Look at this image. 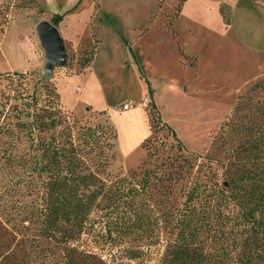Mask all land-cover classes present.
Instances as JSON below:
<instances>
[{"label": "rangeland", "instance_id": "374dc122", "mask_svg": "<svg viewBox=\"0 0 264 264\" xmlns=\"http://www.w3.org/2000/svg\"><path fill=\"white\" fill-rule=\"evenodd\" d=\"M97 1L82 0L73 8L74 3L63 8L51 7L47 11L43 0H0V98L4 92L8 94L14 88L22 93L35 90L43 98L50 90L58 94L62 107L72 117L92 125L109 124L112 130L116 129L113 157L103 175L111 184L117 176L130 170L152 167L167 155H175L178 150L177 140L162 129L156 132L152 141L143 145L140 139L144 128L142 120L137 118L134 121L135 118L127 117L118 109L123 102H129L132 106L142 104L143 110L148 111L152 100V94L146 93L149 99L144 103L145 84L137 76V65L129 67L125 61L129 50L121 34L129 39L138 61L141 60L143 66L149 65L152 73L157 75L166 67L173 69L177 66L176 49H179L183 54L180 59L183 65L196 69V84L187 89L174 88L179 92L187 91L190 97H184L169 87L161 86L154 75V83H159L157 93L161 95V116L175 128L184 142V153H195L204 159L212 156L213 142L238 96L252 82L264 78V15L246 0L238 5L230 0H219L222 25L227 27L225 25L233 23L224 34L226 36H219L220 40H217V29L210 24L186 15L180 20L181 12L177 11L179 0H163L161 6L158 4L160 0H99L108 5L114 18L120 19L117 20L119 34L104 19ZM253 1L264 7V0ZM56 13H64L58 29L64 37L68 59L64 65L54 66L47 74L44 71V49L36 25L43 18L51 20ZM199 18H209L213 23L211 26H215L216 16L211 12L203 9ZM99 38L100 55L93 71L101 80L99 88L104 101L102 98L100 103L111 104V110L92 112L82 101L71 109L69 106L75 98L74 93L80 92L75 91V87L86 89L91 72L83 65V60L92 50L97 52ZM184 51L199 53L203 69H199L195 53L184 54ZM176 73L185 80L183 73ZM203 75L205 79H202ZM140 97L142 101H139ZM13 102L14 98L11 99ZM12 173H5L0 178V220L23 241L22 247L20 244L12 246L7 255L17 258L18 264H67L66 250L48 242L40 246L32 239L38 225L35 227L36 224L24 221L23 216L24 210H34L36 190L19 182ZM155 218L156 213L153 215L151 241L150 238L142 241L134 235H119L116 230L110 236L103 232V236L94 228H86L75 241L88 252L82 256L83 264H163L168 259L170 239L168 233L158 227ZM129 246L140 248V255L129 257V251L125 249ZM205 264L224 262L216 257Z\"/></svg>", "mask_w": 264, "mask_h": 264}, {"label": "trees", "instance_id": "16d2710c", "mask_svg": "<svg viewBox=\"0 0 264 264\" xmlns=\"http://www.w3.org/2000/svg\"><path fill=\"white\" fill-rule=\"evenodd\" d=\"M184 1L179 0L178 12ZM63 15L54 14L51 21L58 26ZM14 90L0 98V178L13 172L36 190V206L24 210L23 220L38 225L32 236L37 245L52 243L66 250L65 263L83 264L88 252L75 241L86 228L151 241L156 213L158 227L170 239L163 264H205L216 257L224 264H264V78L238 96L213 142L212 156L205 159L184 153V142L151 100L150 133L142 144L167 130L177 140V153L119 175L111 184L103 175L113 157L116 129L72 117L50 90L45 98L35 90L11 94ZM21 241L0 220V264H18L7 253L12 246L22 247ZM125 249L132 258L142 251Z\"/></svg>", "mask_w": 264, "mask_h": 264}, {"label": "crops", "instance_id": "0c3cea01", "mask_svg": "<svg viewBox=\"0 0 264 264\" xmlns=\"http://www.w3.org/2000/svg\"><path fill=\"white\" fill-rule=\"evenodd\" d=\"M82 0H43L45 6H46V10L48 11L49 8L51 7H57V8H63L64 6L67 5L70 6L72 5V3H74L71 7H75L77 6ZM93 1V0H92ZM97 1V0H96ZM99 1V0H98ZM97 1V2H98ZM218 1L219 0H186V2L184 3V6L182 8L181 11V16H180V20L182 16H188L191 19L201 22V23H206L207 25H209L212 28L217 29V34L218 36L216 37V39L218 40L219 36H223L224 34L227 33V30L229 28H231L232 26V21L228 24L225 25L227 27H224L222 25V22L220 21V12H219V5H218ZM232 1L234 4H237L239 2H243L245 0H230ZM248 4L252 5L253 8H256L257 11L261 12L264 15V7L261 6V4L259 3H255L253 0H246ZM98 5H100L101 9H102V14L105 20H107L114 28V30L121 34L118 28V23L117 18H114V16H112L111 11L108 7V5L104 4L102 1L98 2ZM206 10L207 12H211L212 14H214L216 16L215 19V26H211L212 20L209 18H205L200 20L199 16L200 13L202 12V10ZM56 14H61V13H56ZM64 14V13H63ZM92 19V18H91ZM60 22L58 27H60ZM161 27H163L161 25ZM165 28V27H164ZM166 29V28H165ZM66 30V29H65ZM167 30V29H166ZM170 32V31H169ZM66 33L68 34L67 30ZM171 33V32H170ZM172 34V33H171ZM123 39L125 38V43L127 44L128 50L129 52L127 53V55L124 57L125 61L128 62V66L130 67L131 64L133 65H137V76L139 77L140 80H142L145 84V91L142 94V98L146 97V93H149V88H153L154 91L151 95L152 100H154L156 102V104H158L159 108L161 109V95L159 93H157V86L160 85L164 86V87H169L170 89H172L174 92L181 94L184 97H190L187 94V91H175L174 88H178V89H187L190 87H194V84H196L195 82V77H194V72L196 71L195 67L189 66V65H183V63L181 62V57L183 56V54L180 53L179 49H176L178 54H176V67L171 69L170 67H166L163 69V71H161L158 75L152 73L149 65L147 66H143L141 60L138 61L136 53L134 51L133 46L130 44V41L127 37H125L123 34H121ZM70 36V34H69ZM226 35H224L223 37H225ZM68 40V37L66 38ZM212 40V38H211ZM220 40V39H219ZM264 44V43H263ZM99 46H100V42L98 45V51L95 53L94 58L92 59L91 63L87 66L90 68V76L87 78V86L86 89L84 88H79L75 91H80L79 93L75 92V98L72 101L73 103L70 104V108H74L75 104H78L80 101H82L83 103L89 105V110L92 112H102L104 113L106 110H111L112 105L109 103H105V104H101V100L103 98L104 101V97L102 95L101 89L99 88V84L101 82V80L99 79L98 76H96V73L93 71V66L95 64V61L97 60V57L100 55L99 54ZM179 47V44H178ZM183 49V48H182ZM190 53H195L197 55V60H198V64H199V69L202 68L203 69V64L200 61V55L197 52H190L184 51V54H190ZM86 67V68H87ZM180 71L181 73H183L185 76V80L182 79L179 76H177L176 72ZM141 74L143 76H141ZM154 75H155V79H158L157 81L159 83H154ZM146 79L149 80V85L146 81ZM202 79H205V75L202 76ZM179 84V85H178ZM62 95V93H61ZM142 98L140 97L139 101H142ZM136 100H133V102H135ZM136 101V102H139ZM65 102V101H64ZM125 102H123L121 104V106H118L119 111H123L127 117H131V118H135L134 121L139 118L140 120H142V124H143V130H142V134L140 135V139H144L149 133H150V127H149V119H148V115H147V111L143 110V105H135L132 106L128 109H122V105ZM66 104V103H65ZM66 106L68 107V105L66 104ZM68 107V108H69ZM91 108V109H90ZM200 113V111H199ZM142 117V118H141ZM178 131V130H177ZM179 132V131H178Z\"/></svg>", "mask_w": 264, "mask_h": 264}, {"label": "water", "instance_id": "95a60500", "mask_svg": "<svg viewBox=\"0 0 264 264\" xmlns=\"http://www.w3.org/2000/svg\"><path fill=\"white\" fill-rule=\"evenodd\" d=\"M36 31L44 49V71L49 74L54 66L64 65L68 59L64 37L60 34L58 26L46 18L38 21Z\"/></svg>", "mask_w": 264, "mask_h": 264}, {"label": "built area", "instance_id": "2783aa9c", "mask_svg": "<svg viewBox=\"0 0 264 264\" xmlns=\"http://www.w3.org/2000/svg\"><path fill=\"white\" fill-rule=\"evenodd\" d=\"M148 97L146 96L145 98H144V103L146 104L147 102H148ZM132 106V104L131 103H129V102H125L123 105H122V108L123 109H127V108H130Z\"/></svg>", "mask_w": 264, "mask_h": 264}]
</instances>
